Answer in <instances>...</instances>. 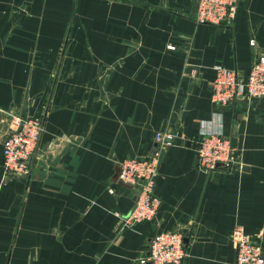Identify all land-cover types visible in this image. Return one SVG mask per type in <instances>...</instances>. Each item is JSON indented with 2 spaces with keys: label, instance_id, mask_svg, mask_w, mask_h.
Listing matches in <instances>:
<instances>
[{
  "label": "crops",
  "instance_id": "0c3cea01",
  "mask_svg": "<svg viewBox=\"0 0 264 264\" xmlns=\"http://www.w3.org/2000/svg\"><path fill=\"white\" fill-rule=\"evenodd\" d=\"M196 0H0V264H139L163 231L185 234L183 264H236L232 234L264 244V108L212 100L215 67L246 81L264 0L231 25L199 24ZM173 49H170L172 48ZM43 115L27 177L6 174L14 116ZM161 154L151 222L123 227L139 195L119 164ZM234 141L235 170L197 168L201 134ZM116 190V195L109 189Z\"/></svg>",
  "mask_w": 264,
  "mask_h": 264
},
{
  "label": "built area",
  "instance_id": "2783aa9c",
  "mask_svg": "<svg viewBox=\"0 0 264 264\" xmlns=\"http://www.w3.org/2000/svg\"><path fill=\"white\" fill-rule=\"evenodd\" d=\"M239 0H196L194 20L199 24L231 25L235 19ZM253 63L246 81L235 68L215 67L216 78L210 84L213 102L218 106H234L246 98L258 103L264 99V52H259L255 40ZM170 49H173L170 48ZM43 115L14 116L8 121L7 133L2 140L3 166L6 174L27 177L31 173V159L35 154L44 129ZM171 136L157 133L156 151L142 159L129 158L119 164L118 182L138 189L132 212L123 220V227L132 228L151 222L158 214L161 200L156 194L158 171L163 150L170 145ZM196 165L203 172H213L222 165L235 170V149L231 140L220 133L201 134L196 148ZM116 195V190L109 189ZM237 247L236 264H264V244L254 241L242 229L232 234ZM185 234L181 231H163L151 240L148 253L139 264H183L187 257Z\"/></svg>",
  "mask_w": 264,
  "mask_h": 264
},
{
  "label": "water",
  "instance_id": "95a60500",
  "mask_svg": "<svg viewBox=\"0 0 264 264\" xmlns=\"http://www.w3.org/2000/svg\"><path fill=\"white\" fill-rule=\"evenodd\" d=\"M195 9H196V11H197V5L195 6ZM260 107H262V108H264V99H262L261 101H260ZM231 108V106H221V109L222 110H229ZM232 146L234 147L235 146V144H234V141H233V143H232ZM221 166V165H220Z\"/></svg>",
  "mask_w": 264,
  "mask_h": 264
},
{
  "label": "rangeland",
  "instance_id": "374dc122",
  "mask_svg": "<svg viewBox=\"0 0 264 264\" xmlns=\"http://www.w3.org/2000/svg\"><path fill=\"white\" fill-rule=\"evenodd\" d=\"M30 167H31V163H30Z\"/></svg>",
  "mask_w": 264,
  "mask_h": 264
}]
</instances>
